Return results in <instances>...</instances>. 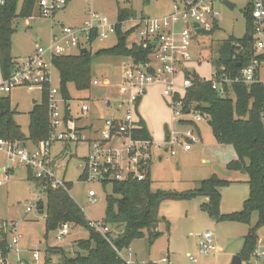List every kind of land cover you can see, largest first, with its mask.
<instances>
[{"label":"rangeland","instance_id":"obj_1","mask_svg":"<svg viewBox=\"0 0 264 264\" xmlns=\"http://www.w3.org/2000/svg\"><path fill=\"white\" fill-rule=\"evenodd\" d=\"M232 1L235 3L232 11L220 4L216 5L217 11L220 12L219 28L216 31L206 35L203 34L204 31L195 33L189 47L190 61L181 64V72H178L175 77L177 82L181 81L183 75L186 78H194L195 75L199 79H208L212 70L210 58L215 60L218 57L216 51L218 46L229 36L240 38L244 35L243 11L248 0ZM119 9L131 12L135 15L136 18H133L135 20L141 19L139 17L161 19L172 13L173 3L171 0H129V2L126 0H72L53 19H45L37 15L32 19H16L11 52L16 56H25L32 52L38 39L48 42L52 32L58 34L57 25L80 26L87 19L89 10L106 16L111 22H116ZM132 25L133 22L127 21L124 22L123 27L128 29ZM116 43L117 38L111 36L106 40L96 41L91 46L93 56L91 78L92 81L99 83L98 86H93L90 91L82 92L76 91L72 85L67 87L72 99L68 103L72 112L79 113L76 102L84 101L91 113H95L94 116L98 117L96 122H94L95 117L91 118L94 126L101 119L111 116V113L100 103L102 100L119 95L118 85L123 81V64L127 67L131 66L129 59L94 56L97 51L110 49ZM132 43H138L137 34L128 38V45ZM70 52L72 56L77 55L75 50ZM49 72L50 86L60 92L57 71L51 67ZM261 78L264 80V69H262ZM105 80L110 82L109 87L101 85ZM162 90L160 85L148 88L146 95L140 99L138 104V113L144 119L147 130L153 140L159 143L164 141L166 135L181 129L178 121L172 119L169 108H167L169 100L162 95ZM8 95L11 107L16 108L17 112L14 120L22 133L28 135V112L32 101L40 100L39 89L28 90L17 87L12 89ZM88 99L91 101H87ZM197 125L199 140L191 144L188 151H183L182 141L176 140L172 145L175 155L171 156L169 152H165V147L154 154L150 165V180L154 191L184 193L197 189L201 181L214 175L223 180L235 178V173L226 170V165L234 159L232 147L215 141L206 117H203ZM60 148L59 144H53L51 153L56 155ZM83 155H85V145H78L76 148L70 145L65 157L59 159L58 176H64L66 182L72 184L68 194L82 209L86 219L102 222L105 219L106 198L112 195V185L110 183L103 185L93 181L85 182L79 178L78 166ZM158 157H161L160 161ZM7 170L13 172L6 174ZM0 182V225L6 229L3 233L7 241H10L12 237L10 228L13 227L16 230L21 240L19 256L26 259L28 263L35 264L31 254L34 250H38L43 258L46 257L48 264H62L65 257L73 258L77 253H81L75 242L87 239V232L81 227H73L69 224L70 233L60 242L56 240V231L47 232L44 214L45 195L39 194V190L27 180L25 168L9 163L7 156L3 153H0ZM89 191L95 192V202L88 197ZM248 192L247 185L239 183L237 186L231 184L222 188L220 190V212L227 214L233 213L231 211H240L243 201L248 197ZM201 198L198 197L196 201L167 200L161 203L158 217L160 220L168 221L169 229H166L165 221L159 222L160 236L151 245H148L146 239L136 240L128 249L121 251V256L131 261V264H160L161 259L168 257L173 264H193L189 261L188 255L197 258L196 264L202 263L203 259L209 264H230L232 256L240 252L248 229L255 225L257 215L252 214L249 226L234 222L216 223L199 209L198 200ZM40 203L43 206L42 214L38 210ZM28 207H31L30 212L26 211ZM109 228L113 236H117L123 230L122 226H109ZM207 230L213 232L216 247L213 253L218 254L217 259H213L212 254L206 256L198 254L199 236ZM256 234L260 243L257 241L255 253L260 255L264 252V226L259 228ZM57 249H64L65 254H56L52 251ZM248 264H264V259L254 256Z\"/></svg>","mask_w":264,"mask_h":264},{"label":"built area","instance_id":"obj_2","mask_svg":"<svg viewBox=\"0 0 264 264\" xmlns=\"http://www.w3.org/2000/svg\"><path fill=\"white\" fill-rule=\"evenodd\" d=\"M4 1L0 0V5H3ZM70 1L72 0H35L34 11L29 18L32 19L37 15L41 18L53 19ZM171 1L173 11L166 17L130 19L128 21L133 22V25L128 29H124V23L121 24L124 32L134 29L131 35L137 34L138 43L133 44L144 49L150 48L151 59L147 64L135 65L131 62L130 67L123 64L124 74L123 81L118 85L119 95L102 100L100 103L105 109L115 110V115L102 119L100 127L93 131L92 137H89L87 131L70 117L68 104L70 101H65L61 93L50 86L49 71L53 67V58L72 56L71 50L77 51V55L83 49L91 51V46L96 41H103L111 36L116 37L118 20L111 22L106 16L89 10L87 19L80 26L57 25L58 34L52 32L48 42L38 39L31 55L19 60L7 78L1 77L0 96L8 95L17 87L28 90L37 88L41 94L46 87L49 136L37 144L0 138V153L7 156L8 162L25 168L33 179L41 182L42 190L51 188L67 191L65 177L58 176V162L60 158L65 157L70 145H74L75 148L78 145H85V155L81 156V163L78 166L79 178L85 182L93 181L101 184L122 182L129 178L137 181L145 180L154 154L165 147L166 152L171 156L175 155L172 145L176 140H181L183 151H188L191 144L199 140L195 125L203 116L195 113L193 106L185 111L183 98L192 86L191 78L183 75L181 81L177 82L175 77L181 72V64L190 61L189 47L195 33L210 32L214 26L219 28L220 12L217 11L216 5L226 6L223 0ZM226 1L234 4L235 8L232 0ZM245 8L250 9L253 30L251 59L235 76L227 73L224 67L218 68L212 64L209 78L204 79L209 81L212 89L223 98L233 95L230 91L233 84L264 85V80L261 78L264 63L260 61V57L264 56V0H248ZM195 24L198 27H195ZM109 83L106 80L101 85L109 87ZM98 85L97 81H92V87ZM153 85L162 86V95L169 100L168 106L173 120H177L178 123L191 122V125L181 126L180 131L170 133L168 140L162 143L156 142L151 137L146 139L137 137V131L142 127L137 115L138 104L147 89ZM78 104L81 117H87L90 113L89 106L84 101H79ZM53 144L61 146L57 155L51 153ZM5 173L8 174V170ZM95 196L94 191L88 192L92 202H95ZM26 211L30 212L31 207ZM89 226L107 240V235L112 232L109 226L102 222L89 221ZM70 229L68 223L60 225L56 231V240L63 241L69 235ZM5 230V227L2 228L0 225V231L5 232ZM10 233L12 236L10 241L6 238L5 246L0 247V264H25L24 261L30 264L19 256L21 240L13 227L10 228ZM199 237L198 254L211 255L216 250L213 232L207 230ZM119 255L121 256V252ZM255 257L264 259V252L260 255L255 253ZM31 258L35 264H48L38 250L32 252ZM121 258L130 264L122 256ZM188 258L191 263H197V258L190 255ZM160 264L173 263L168 258H163Z\"/></svg>","mask_w":264,"mask_h":264},{"label":"trees","instance_id":"obj_3","mask_svg":"<svg viewBox=\"0 0 264 264\" xmlns=\"http://www.w3.org/2000/svg\"><path fill=\"white\" fill-rule=\"evenodd\" d=\"M19 2L20 0H5L3 5H0V74L2 78H7L16 64L11 55L14 21L18 18L28 19L35 8V0ZM117 17L119 25L116 28V45L110 49L99 50L94 56L129 59L135 65L149 63L151 49H144L133 43L128 45V38L134 29L127 32L121 29V24L133 19L135 15L119 9ZM243 17L244 35L240 38L229 36L218 46L216 50L218 57L215 60L210 58L212 64L218 68L224 67L232 76L237 75L240 68L246 66L252 57L253 30L249 8L244 9ZM217 29V26H214L210 32L204 31L203 34H211ZM92 57L91 51L88 50L75 56L53 58L52 65L57 71L60 93L65 101L72 100L67 90L69 85L78 92L91 90ZM260 61L264 63V56L260 57ZM191 82L192 86L183 98L185 111L193 106L195 113L207 118L215 141L232 147L234 151V159L226 165V170L246 177L249 192L247 199L242 203L241 210L227 214L220 212V190L232 184L229 180H223L214 175L201 181L197 189L184 193L154 191L149 169L143 181L129 178L122 182L111 183L112 195L106 198L105 219L102 223L110 227L122 226L123 230L117 236L108 234L107 240L90 228L89 220L86 219L82 209L69 196L71 183H66L67 191L51 188L42 190L41 182L27 173V180L46 197L44 213L46 231H57L60 225L68 223L73 227L83 228L88 234L87 239L75 242L81 253H77L73 258L65 257L62 264H127L119 255L121 251L128 249L136 240L146 239L148 245H151L160 236L158 229L156 233H152V225L155 224L158 227L159 222L165 221L166 229H169L168 221L160 220L158 217L161 203L167 200L191 201L197 197L208 199L207 203L200 206V210L216 223L234 222L249 226L252 214L257 215L256 223L248 229L238 253L242 263L246 264L255 256L258 241L256 232L264 226V85L233 84L230 88L233 95L223 98L212 89L209 81L194 75ZM47 95L45 87L40 94V101H33L32 108L28 112V135H24L16 124L14 116L17 112L11 109L9 98L0 96V138L32 144L46 140L50 131ZM140 124L142 127L137 131V137L149 138L145 126L141 122ZM179 124L188 126L191 122L179 121ZM195 129L198 134L196 125ZM0 238V247L3 248L6 244L5 233L1 232Z\"/></svg>","mask_w":264,"mask_h":264},{"label":"crops","instance_id":"obj_4","mask_svg":"<svg viewBox=\"0 0 264 264\" xmlns=\"http://www.w3.org/2000/svg\"><path fill=\"white\" fill-rule=\"evenodd\" d=\"M34 49V48H33ZM12 51V50H11ZM32 52H33V50H32ZM32 52H29L28 54H26L25 56H16V55H13L12 54V52H11V55H12V57L14 58V60H15V62L17 63L19 60H21V59H24V58H26V57H28L29 55H31V53ZM264 69V68H263ZM262 72V71H261ZM0 80H1V74H0ZM106 81V80H105ZM108 81V80H107ZM153 86H155V85H153ZM153 86H151V87H153ZM151 87H149V88H151ZM146 93H147V91H146ZM146 93L144 94V95H146ZM7 97L9 98V100H10V96L9 95H7ZM33 101H36V100H33ZM33 101H32V105H33ZM40 101V100H39ZM39 101H36V102H39ZM79 101H82V100H78L76 103H77V105H79L78 104V102ZM11 103V102H10ZM70 103V102H69ZM11 105V104H10ZM32 105H31V108H32ZM12 108V107H11ZM167 108H169V106L167 105ZM13 109V108H12ZM69 109H70V117L71 118H73L74 120H76V122L78 123V125L79 126H81V128H84L86 131H87V134H88V136L89 137H92V134H93V131L95 130V129H97V128H99L98 127V125L101 123V120L97 123V125H95L94 126V122H96V120L98 119V117H95L94 115H95V113H91V111H90V113H89V115L87 116V117H81V115L78 113V112H72V109H71V106H70V104H69ZM15 110H16V108H15ZM31 110V109H30ZM101 110V109H100ZM110 113H111V115H115V110H113V109H107ZM103 111V110H102ZM169 111H170V109H169ZM171 113V112H170ZM137 115H138V117H139V119H140V122L145 126V128H146V123H145V121H144V119L139 115V113H138V109H137ZM172 116V115H171ZM92 117H95L96 119H95V121L94 122H91L92 120H91V118ZM109 117V116H108ZM106 118V117H105ZM196 126H197V128H198V125L196 124ZM146 130H147V128H146ZM199 130V129H198ZM147 132H148V134H149V136L152 138V136H151V134H150V132L147 130ZM199 134V133H198ZM167 137V135L165 136V138ZM165 138H164V140H165ZM153 139V138H152ZM165 152H166V150H165ZM233 153H234V151H233ZM58 154V153H57ZM56 154V155H57ZM158 155V154H157ZM159 156V155H158ZM159 158V161L161 160V157H158ZM11 172H13V171H10L9 173H11ZM246 179L245 178H243L241 175H239L238 176V174H235V178L233 179V180H229V181H231L232 182V184L234 185V184H236V186L238 185V183L239 184H242V185H244V186H246L247 184H246V181H245ZM248 187V186H247ZM198 199V197L197 198H194V199H192L191 201H196ZM247 199V198H246ZM208 202V199L207 198H204V197H202L200 200H198V205H199V209H200V206L202 205V204H204V203H207ZM231 212H235V211H231ZM225 214V213H224ZM200 240V239H199ZM198 243H199V241H198ZM75 245H76V243H75ZM51 249H55V248H51ZM52 251H54V253H56V254H65V251H64V249H57V250H52ZM236 255H238V253L236 254ZM234 256V255H233ZM209 257V256H208ZM207 257V258H208ZM211 257L213 258V259H217L218 258V254H216V253H212V255H211ZM46 258V257H45ZM168 259L170 260V258L168 257ZM46 261L48 262V260L46 259ZM132 262L130 261V264H131ZM200 264H209V263H206V260L205 259H203L202 260V263H200Z\"/></svg>","mask_w":264,"mask_h":264},{"label":"water","instance_id":"obj_5","mask_svg":"<svg viewBox=\"0 0 264 264\" xmlns=\"http://www.w3.org/2000/svg\"><path fill=\"white\" fill-rule=\"evenodd\" d=\"M126 1L128 2L129 0H126ZM223 4L229 10H233L234 9V4H232V3H230V2H228L226 0H223ZM194 26L195 27H198L197 24H195ZM85 52H86L85 49H83V50L80 51V53H85ZM165 140H168V136L165 138ZM39 194H43L42 191H39ZM42 209H43V206L42 205H38V210H39V213L40 214H42ZM157 229H158L157 225L154 224V225L151 226L152 233H156L157 232ZM24 263L27 264L26 261H24ZM230 264H243V263H242V260L240 259V257L238 255H234V256H232V259H231V263Z\"/></svg>","mask_w":264,"mask_h":264}]
</instances>
